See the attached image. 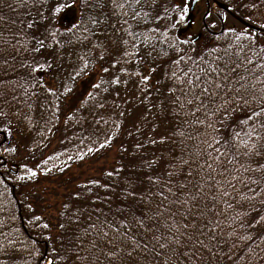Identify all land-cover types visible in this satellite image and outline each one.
Masks as SVG:
<instances>
[{"label": "snow or ice", "instance_id": "obj_1", "mask_svg": "<svg viewBox=\"0 0 264 264\" xmlns=\"http://www.w3.org/2000/svg\"><path fill=\"white\" fill-rule=\"evenodd\" d=\"M194 2L0 0L22 10L0 12V264H264V0H230L245 10L240 28L217 9L201 15L203 40L173 35ZM61 124L84 129L86 150L58 172L102 150L117 158L54 181L49 215L31 189L64 153L21 161L14 176L6 158L35 159ZM9 181L29 190L26 236Z\"/></svg>", "mask_w": 264, "mask_h": 264}, {"label": "trees", "instance_id": "obj_2", "mask_svg": "<svg viewBox=\"0 0 264 264\" xmlns=\"http://www.w3.org/2000/svg\"><path fill=\"white\" fill-rule=\"evenodd\" d=\"M11 2V0H9ZM226 10L232 9L231 13L236 15L244 24H248V21L243 19L244 15V9H240L238 12L235 10V7L232 3H230V0H217ZM22 10L17 11H10L6 7H0V12H2L6 17L9 18V20H19L20 17L18 15V12ZM68 16L70 20L68 21ZM228 17V16H227ZM75 18V13L72 11H69L65 13L63 16L61 23L63 25L70 24ZM65 19H67L68 22L65 23ZM243 25L236 23V28H240ZM207 30H203L197 40H203L204 35ZM173 35L178 36L179 38H183L181 35H179L178 30L173 33ZM74 59V57H73ZM71 71L70 67V61L67 56L64 58L63 67L60 69L61 74H65L67 72ZM96 77L94 75L92 76H83L79 78V83L73 98L72 103L76 104L78 103L77 97H80L81 94L85 93L86 90H89V84L90 81H94ZM87 115V113H85ZM89 120H91V116H89ZM131 122V117L129 118V123ZM91 131V129H89ZM84 132V129L81 128L78 125H70L68 127L63 126L61 124L60 131L56 132L54 136H49L48 146L46 148H41L39 150H35V159H33L32 155L30 153H27L23 148L20 149V151L16 154L15 157H8L6 158L7 164L6 166L11 169V174L19 175L22 174V170H18L17 166L18 164L23 161L25 163H28L29 166H31L33 163H35L37 160H40L41 156H43L45 159L48 155H54L56 153H64V155L60 156L59 159H54L53 161H50L47 165L49 168H53V164L57 166H63L64 161L67 159V156L71 155L75 158L77 153V148H82L86 150L85 146L80 143V139L77 137L81 136V133ZM3 138V137H0ZM82 138V137H81ZM61 140H63V143H61ZM47 143V142H44ZM116 143H119V141H116ZM88 146H91L90 144ZM114 158H117V153L115 148H113L110 152H107L106 154L102 150L101 153L98 154L97 159H93L92 157L86 158V161L81 163L79 161H76L73 159L72 161H68V164L71 166L70 170L66 169L65 173L58 172L55 168H53V171L51 174H49L47 177L43 175H39L37 177L39 184H37L35 187L31 189L33 194H39V204H40V211H44L45 208H47L46 214L54 215L55 210L52 207V202L56 201V206H59V199L60 197H53L51 195H46V190H51L54 186L53 182L55 181L56 184L62 185L66 181L69 180V176H72L73 178H77L76 174L77 172L83 171L85 175H96V172L94 169L103 163L105 166L110 165L114 162ZM77 164H80V167L77 168ZM43 168V164L41 165ZM2 170V169H0ZM39 171V170H38ZM79 179L83 180L84 175H80L78 177ZM3 190V186H0V191ZM29 191L28 189H21L19 187H14L12 185V182L9 181V191L7 192V200H11L12 203L8 205L10 209L16 212L17 219L15 221V224L17 227L21 229L22 235H27L29 229L27 226L28 221V209L23 206L21 201L23 200V193ZM47 200L48 204L45 205L44 201ZM44 247H47V245H44ZM16 264H20L19 261H16Z\"/></svg>", "mask_w": 264, "mask_h": 264}, {"label": "rangeland", "instance_id": "obj_3", "mask_svg": "<svg viewBox=\"0 0 264 264\" xmlns=\"http://www.w3.org/2000/svg\"><path fill=\"white\" fill-rule=\"evenodd\" d=\"M217 9L218 8H216V9L214 8V6L212 5V2L210 0V10L215 12ZM219 10H221V9H219ZM204 11H205V7H204L203 2H201L200 4L197 3L196 5H194V11L193 12L191 11L188 20L183 25H181L180 28L178 29L179 35H181L183 37L184 35L194 34V38L197 35H199L204 30V28L201 24V15L203 14ZM69 20H70V18L68 16V21ZM64 21H65V23L68 22L67 19H65ZM225 23L227 26H234L235 27L237 22L228 16L227 21Z\"/></svg>", "mask_w": 264, "mask_h": 264}, {"label": "flooded vegetation", "instance_id": "obj_4", "mask_svg": "<svg viewBox=\"0 0 264 264\" xmlns=\"http://www.w3.org/2000/svg\"><path fill=\"white\" fill-rule=\"evenodd\" d=\"M201 2H203L204 7H205V11L210 10V0H196V2L191 4V11H194V5H196L197 3L200 4ZM204 11V12H205ZM203 12V13H204ZM192 21V20H191ZM198 37V36H197Z\"/></svg>", "mask_w": 264, "mask_h": 264}, {"label": "water", "instance_id": "obj_5", "mask_svg": "<svg viewBox=\"0 0 264 264\" xmlns=\"http://www.w3.org/2000/svg\"><path fill=\"white\" fill-rule=\"evenodd\" d=\"M229 16H231L233 19H235L236 21H238L240 24L244 25V23L242 21H240L236 16H234L232 13H230L229 11L223 9Z\"/></svg>", "mask_w": 264, "mask_h": 264}]
</instances>
